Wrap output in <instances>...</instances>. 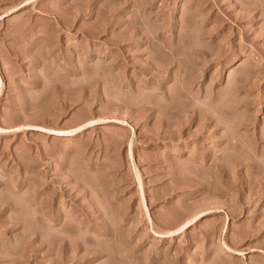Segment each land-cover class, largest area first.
Segmentation results:
<instances>
[{"label": "rangeland", "instance_id": "1", "mask_svg": "<svg viewBox=\"0 0 264 264\" xmlns=\"http://www.w3.org/2000/svg\"><path fill=\"white\" fill-rule=\"evenodd\" d=\"M0 264H264V0H0Z\"/></svg>", "mask_w": 264, "mask_h": 264}, {"label": "bare ground", "instance_id": "2", "mask_svg": "<svg viewBox=\"0 0 264 264\" xmlns=\"http://www.w3.org/2000/svg\"><path fill=\"white\" fill-rule=\"evenodd\" d=\"M30 1H27V3H29ZM26 3V4H27ZM79 130H81V128H78V129H75V130H72V131H69V132H66L67 134H76ZM186 225H184L181 229H183Z\"/></svg>", "mask_w": 264, "mask_h": 264}]
</instances>
